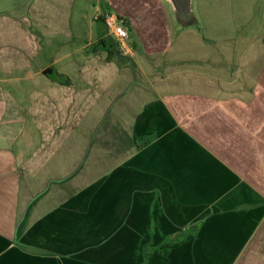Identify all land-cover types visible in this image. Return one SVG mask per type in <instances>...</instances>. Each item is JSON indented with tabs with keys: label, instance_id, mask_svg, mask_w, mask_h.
<instances>
[{
	"label": "crops",
	"instance_id": "1",
	"mask_svg": "<svg viewBox=\"0 0 264 264\" xmlns=\"http://www.w3.org/2000/svg\"><path fill=\"white\" fill-rule=\"evenodd\" d=\"M92 11L126 20L131 57ZM250 143L264 0H0V264H264L261 192L184 175Z\"/></svg>",
	"mask_w": 264,
	"mask_h": 264
},
{
	"label": "rangeland",
	"instance_id": "2",
	"mask_svg": "<svg viewBox=\"0 0 264 264\" xmlns=\"http://www.w3.org/2000/svg\"><path fill=\"white\" fill-rule=\"evenodd\" d=\"M94 17L95 14L93 11L89 13L91 20ZM251 145L250 143L248 159H246V152L240 150L233 151V158L236 161L234 160L235 165L231 168L215 165V154L217 155L221 152H215L213 150L205 151L202 149L201 161L198 164L188 166L187 161H185L184 175L192 174L198 178L199 182L194 183V190L199 187L201 190L207 192L216 191L223 193L232 190L234 194H243L242 196L251 195L252 197L255 196L254 193L261 192L259 194L264 198V150L256 151V149H251ZM186 157H188L187 153ZM242 157L246 159L245 161L243 159V162L241 161ZM254 202L257 201L254 200ZM249 205L257 204L250 203Z\"/></svg>",
	"mask_w": 264,
	"mask_h": 264
},
{
	"label": "built area",
	"instance_id": "3",
	"mask_svg": "<svg viewBox=\"0 0 264 264\" xmlns=\"http://www.w3.org/2000/svg\"><path fill=\"white\" fill-rule=\"evenodd\" d=\"M96 20H103L108 37L114 42L117 52L124 58L131 57L135 48L130 39L126 26V20L111 11H105L95 17Z\"/></svg>",
	"mask_w": 264,
	"mask_h": 264
},
{
	"label": "water",
	"instance_id": "4",
	"mask_svg": "<svg viewBox=\"0 0 264 264\" xmlns=\"http://www.w3.org/2000/svg\"><path fill=\"white\" fill-rule=\"evenodd\" d=\"M176 10L188 11L191 0H169Z\"/></svg>",
	"mask_w": 264,
	"mask_h": 264
},
{
	"label": "trees",
	"instance_id": "5",
	"mask_svg": "<svg viewBox=\"0 0 264 264\" xmlns=\"http://www.w3.org/2000/svg\"><path fill=\"white\" fill-rule=\"evenodd\" d=\"M100 43H101V44H104V41H101ZM114 49H115V53H113V54H116V55L121 56V55L117 52L115 44H114Z\"/></svg>",
	"mask_w": 264,
	"mask_h": 264
}]
</instances>
